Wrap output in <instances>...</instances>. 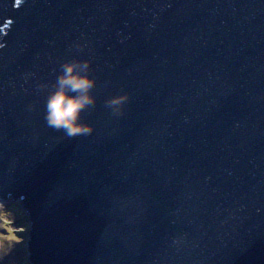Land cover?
Instances as JSON below:
<instances>
[{
    "label": "water",
    "instance_id": "1",
    "mask_svg": "<svg viewBox=\"0 0 264 264\" xmlns=\"http://www.w3.org/2000/svg\"><path fill=\"white\" fill-rule=\"evenodd\" d=\"M69 62L73 138L45 120ZM10 197L29 264H264V0H0Z\"/></svg>",
    "mask_w": 264,
    "mask_h": 264
},
{
    "label": "clouds",
    "instance_id": "2",
    "mask_svg": "<svg viewBox=\"0 0 264 264\" xmlns=\"http://www.w3.org/2000/svg\"><path fill=\"white\" fill-rule=\"evenodd\" d=\"M96 83L91 75L90 63L69 62L62 65L54 91L47 98L45 115L47 125L62 131L69 138L93 133L94 127L83 123L82 115L96 103V97L93 95ZM127 99L126 96L119 97L108 103L119 111V106Z\"/></svg>",
    "mask_w": 264,
    "mask_h": 264
},
{
    "label": "rangeland",
    "instance_id": "3",
    "mask_svg": "<svg viewBox=\"0 0 264 264\" xmlns=\"http://www.w3.org/2000/svg\"><path fill=\"white\" fill-rule=\"evenodd\" d=\"M11 205L12 203L6 206L4 204L0 205V233H4V220H7L10 222L8 227L12 229V233L16 236V239H9L7 233L0 235V252L2 258V262H0V264H28V261L24 262L23 257L19 256L20 254L15 260H12L11 257H8V255L11 253H15V251L18 252V250L23 249L25 247L24 243L30 237L29 226L26 227L21 219L16 217V212H14L15 208H13ZM6 257H8V259H6Z\"/></svg>",
    "mask_w": 264,
    "mask_h": 264
},
{
    "label": "bare ground",
    "instance_id": "4",
    "mask_svg": "<svg viewBox=\"0 0 264 264\" xmlns=\"http://www.w3.org/2000/svg\"><path fill=\"white\" fill-rule=\"evenodd\" d=\"M10 202H8L9 204L10 203H12L13 201H14V199L13 198H11L10 197V200H9ZM2 204V203H1ZM0 204V205H1ZM5 205V204H4ZM1 208V207H0ZM24 212V211H23ZM20 214H21V212H20ZM25 215H26V213H25ZM29 218L30 217H28V216H26V218L24 219V222H23V224L27 227V226H29L30 227V221H29ZM29 240V239H28ZM30 240L29 241H26L25 243H24V248L23 249H21V250H18V252L17 251H15V253H11L10 255H8V257H11L12 258V260H15L16 258H18L19 256H22L23 257V261L24 262H26V261H30L29 260V257H28V255H27V253H28V249H30ZM20 254V255H19ZM19 255V256H18ZM7 256V255H6ZM8 257H6V259H8ZM11 258H10V260H11ZM5 259V260H6ZM2 260V258H1V252H0V262H2L1 261ZM3 260H4V258H3ZM10 260H8V261H10ZM7 262V261H6ZM4 264V263H3ZM28 264H29V262H28Z\"/></svg>",
    "mask_w": 264,
    "mask_h": 264
},
{
    "label": "snow or ice",
    "instance_id": "5",
    "mask_svg": "<svg viewBox=\"0 0 264 264\" xmlns=\"http://www.w3.org/2000/svg\"><path fill=\"white\" fill-rule=\"evenodd\" d=\"M17 3H19V0H17ZM9 223H10L9 221L4 220V233L8 234L9 239L15 240L16 236L12 233V229L8 227ZM4 233H0V235H3Z\"/></svg>",
    "mask_w": 264,
    "mask_h": 264
}]
</instances>
